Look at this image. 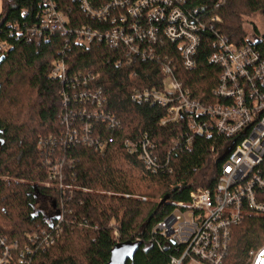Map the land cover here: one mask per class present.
Segmentation results:
<instances>
[{"label":"trees","instance_id":"obj_1","mask_svg":"<svg viewBox=\"0 0 264 264\" xmlns=\"http://www.w3.org/2000/svg\"><path fill=\"white\" fill-rule=\"evenodd\" d=\"M57 2L70 18L71 32L53 33L40 41L26 33L27 27L38 22V0L1 2L0 43L6 50L0 64V232L22 244L26 235L49 228L55 209L62 203L70 211L65 216L68 224L62 225L54 245L33 254L30 264H108L110 251L119 244L137 246L126 264H169L177 254L153 229L172 213V203L186 204L190 192L215 187L233 146L228 138L213 135L195 136L186 147L181 136L186 132L183 123L161 126L164 108L132 100L135 89H161L164 58L150 61L133 57L126 62L122 48L103 41L75 44V29L97 24L75 2ZM215 2L191 0L190 5L204 17L218 16L220 22L214 27L232 44H245L244 18H264V0H225L217 8ZM214 36L208 28L203 30L194 68L184 70L177 64L175 71L192 97L204 103L213 101L210 92L220 74L207 61L215 50ZM256 49L264 54V37ZM156 51L171 52L178 63L173 44L165 42ZM58 59L64 61L71 80L65 84L49 77L52 63ZM73 76L78 77L79 89L100 90L105 99L101 109L114 116L117 124L111 126L93 117L95 105L72 99ZM61 91L70 96L65 107ZM69 109L84 111V118L76 119L74 127L89 125L92 140L111 139L104 155L82 143H68L63 135ZM145 139L152 144L160 166L155 173L145 170L138 155L127 153L124 146L125 141ZM57 158L64 161V183L71 187L68 200L66 194L58 195L43 185L47 160ZM37 196L53 200L51 216L34 210ZM111 224L116 226L118 238ZM231 233L222 264H244L247 250L263 241L264 219L246 218Z\"/></svg>","mask_w":264,"mask_h":264},{"label":"built area","instance_id":"obj_2","mask_svg":"<svg viewBox=\"0 0 264 264\" xmlns=\"http://www.w3.org/2000/svg\"><path fill=\"white\" fill-rule=\"evenodd\" d=\"M96 27L81 26L74 30V43L88 46L103 41L113 48H122L126 62L133 57L141 60L164 58L161 89L151 88L132 92V100L165 109L161 126L182 124L186 132L181 136L185 146L195 136L209 138L222 135L230 140L232 150L224 160L213 189H196L189 193V201L172 203L173 211L153 229L176 254L169 264H222L232 241V229L246 218L264 219V54L247 40L241 46L232 44L215 29L220 19L216 15H199L191 0H71ZM225 0H216L219 7ZM38 22L26 28V33L37 41L50 34L68 35L70 18L58 6L57 0H38ZM100 24L107 26H100ZM213 31L215 50L207 61L219 71L216 86L211 90L213 101L204 103L194 97L175 76L177 64L184 70L195 66V54L200 34ZM261 38V37H259ZM165 42L174 45L175 55L157 52ZM6 46L0 43V57ZM49 77L65 84L69 80L63 60L52 63ZM72 99L89 103L96 109L92 116L111 126L117 124L114 116L105 113L100 90L79 89L78 77H72ZM85 80L82 85H85ZM63 106L69 103L68 93L60 92ZM83 110H72L64 117L68 143H82L104 155L108 143L92 140L90 126L74 127L76 119L84 118ZM79 132V134H78ZM180 139L175 141L176 145ZM127 153H136L144 169L155 173L159 168L152 144L145 139L139 143L124 142ZM64 161L47 160L46 188L70 199L71 187L64 183ZM68 191V192H66ZM128 198L129 196H125ZM145 201V198H141ZM70 211L63 204L55 209V220L49 228L25 236L20 244L10 241L0 232V264H30L33 254L55 244L60 237L66 215ZM118 238L116 226L110 225ZM244 264H264L263 241L250 247Z\"/></svg>","mask_w":264,"mask_h":264},{"label":"rangeland","instance_id":"obj_3","mask_svg":"<svg viewBox=\"0 0 264 264\" xmlns=\"http://www.w3.org/2000/svg\"><path fill=\"white\" fill-rule=\"evenodd\" d=\"M1 2L2 0H0V13ZM243 28L246 32L247 41H254L256 38L264 37V18L261 15L245 17ZM36 199L37 200L34 204V210L36 212L42 213L44 217L51 216L54 211L53 200L41 196H37Z\"/></svg>","mask_w":264,"mask_h":264},{"label":"water","instance_id":"obj_4","mask_svg":"<svg viewBox=\"0 0 264 264\" xmlns=\"http://www.w3.org/2000/svg\"><path fill=\"white\" fill-rule=\"evenodd\" d=\"M250 45H258L261 42V38H256L254 41H247ZM4 60V56L0 57V64ZM136 244H119L116 245L112 251H110V257L108 264H126L130 260L135 250Z\"/></svg>","mask_w":264,"mask_h":264}]
</instances>
